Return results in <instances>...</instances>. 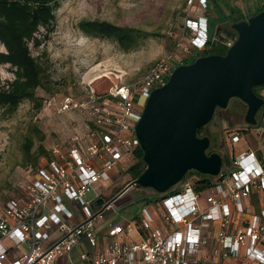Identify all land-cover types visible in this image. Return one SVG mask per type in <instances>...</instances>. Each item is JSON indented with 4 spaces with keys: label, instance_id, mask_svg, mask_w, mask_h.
Wrapping results in <instances>:
<instances>
[{
    "label": "built area",
    "instance_id": "1",
    "mask_svg": "<svg viewBox=\"0 0 264 264\" xmlns=\"http://www.w3.org/2000/svg\"><path fill=\"white\" fill-rule=\"evenodd\" d=\"M194 2L188 0L189 8ZM199 2L207 6V0ZM186 24L194 48L204 49L207 18L196 20L186 14ZM235 37L229 35L221 42L228 49ZM175 51L159 58L137 84L116 85L104 95L92 93L79 100L70 95L43 98V109L85 111L86 132L52 144L48 155L40 158L24 197L5 203L0 213V264H137L138 260L148 264H201L210 255L213 260L245 257L264 264V207L258 215L247 218L242 205L253 192L264 194V145L256 150L237 146L229 161L223 160L213 184L204 190L205 209L199 204L203 191H196L193 182L184 178L177 191L160 197L162 209L157 216L144 208L139 220L110 223L106 235L93 228L94 218L114 208V203L106 207L96 203L99 198L104 203L112 199L106 195L116 182L110 172L119 167L125 153L135 154L140 147L135 127L147 98L183 64L175 63ZM242 138V130L230 136L233 145L240 144ZM88 194H93L91 199H87ZM69 203L81 207L84 220L76 217V222H71L75 216ZM156 220L165 228L156 226ZM205 222L218 224L214 234L205 230ZM138 229L143 231L139 241L133 239ZM58 230L62 235L54 238ZM21 244L27 246L26 253L10 260L9 252ZM208 247L212 249L210 255ZM77 248L78 260L74 261L72 254Z\"/></svg>",
    "mask_w": 264,
    "mask_h": 264
},
{
    "label": "rangeland",
    "instance_id": "2",
    "mask_svg": "<svg viewBox=\"0 0 264 264\" xmlns=\"http://www.w3.org/2000/svg\"><path fill=\"white\" fill-rule=\"evenodd\" d=\"M195 6L196 3L193 8H189L188 0H60L55 12L53 31L46 34L45 30L41 29L36 34V38L41 39L40 46H35L32 41L29 43L31 54L48 67L51 75L49 84L51 91L39 88L36 94L42 98L49 95L58 98L70 95L79 100L92 93L104 95L116 85H134L175 44H177L175 63L191 58L196 54V49L191 32L188 33L185 27L186 14L187 18L188 16L191 18ZM200 7L204 8L202 5ZM84 19H99L117 25L132 26L147 32L149 37L138 47L125 51L111 40L89 37L80 32L77 25ZM209 19L207 26L211 25V39L219 40L214 33L217 27H221L222 20L218 23L216 16ZM223 26L225 29L229 28L230 23L226 22ZM0 50H4L1 44ZM191 62L193 61L190 60L189 63ZM0 76L3 84L13 80L11 67L2 65ZM261 94L264 96V88ZM237 102L241 101L232 98L225 109L217 108L206 126L210 132L212 149L221 154L224 162L229 161L237 146L247 145L256 150L258 147L263 148L264 145V119H259L261 112L256 115L258 124L255 128L247 130L248 124L244 120L238 122L233 119L234 115L241 114L240 111L245 116L244 103L239 105L240 111L233 107V103ZM31 124H36L44 133L45 137L41 144L48 150L56 142L63 143L73 136H83L86 132L87 115L82 110L57 113L53 108H42L35 112L32 102L28 100L23 101L12 115H8L0 108V213L3 212L7 201L23 198L25 187L35 178L37 165L31 164L32 161L24 154L23 147ZM236 130H245L244 138L240 144L233 145L230 136ZM37 146L36 141L31 152H34ZM135 160L134 153H125L119 167L110 172L116 182L113 190L106 192L108 198L115 197L130 183L129 174L125 173V170ZM186 178L194 182L198 179V173L192 170L186 174ZM147 193L155 194L152 189L130 187L114 203L112 211L92 220L95 232L106 235L110 223L125 222L129 220V216H140L143 208H149L140 200ZM92 195L88 194L87 199H91ZM205 195L206 192L203 191L201 201ZM68 207L75 216L72 223L76 222V217L79 220L85 219V213L81 211L80 206L69 203ZM61 235L62 231L58 230L53 237ZM82 250H86L84 245ZM26 251V245H16L8 257L13 260ZM77 254L78 248L72 254L74 261L78 260ZM137 264L148 263L139 260Z\"/></svg>",
    "mask_w": 264,
    "mask_h": 264
},
{
    "label": "water",
    "instance_id": "3",
    "mask_svg": "<svg viewBox=\"0 0 264 264\" xmlns=\"http://www.w3.org/2000/svg\"><path fill=\"white\" fill-rule=\"evenodd\" d=\"M230 27L236 37L225 54L199 56L178 65L165 85L151 91L135 127L145 170L107 203L99 198L98 205L114 203L133 186L166 193L192 170L217 176L222 156L207 154L210 137L198 136L197 130L207 126L215 110L225 109L230 99L246 105V124L257 123L264 105L254 92V87L264 85V9Z\"/></svg>",
    "mask_w": 264,
    "mask_h": 264
},
{
    "label": "trees",
    "instance_id": "4",
    "mask_svg": "<svg viewBox=\"0 0 264 264\" xmlns=\"http://www.w3.org/2000/svg\"><path fill=\"white\" fill-rule=\"evenodd\" d=\"M59 1L60 0H0V44L4 47V50H0V67L2 65H9L14 75L13 80L7 81L5 84L2 83L0 76V108L4 109L5 113L8 115L14 114L20 104L25 100L32 102L35 112L40 111L43 104V98L39 97L36 94V91L39 88L51 91L49 85L51 75L48 72V67L31 54L29 43L32 41L35 46H40L41 39L36 38V34L41 29H44L46 34L53 31L55 12L59 6ZM263 9L264 6L258 12ZM247 18L249 17L238 16L237 18H232L229 21L230 26L234 22L246 20ZM210 26L208 29V42L206 47L201 50L195 48L196 54L191 58H185L183 64L189 63L190 60L194 61L199 56L210 54L223 55L226 53L227 48L221 42L224 37H222L219 32V34H217L219 40L211 39L212 33ZM230 26L224 31L230 33L231 36H235V33L233 34L234 31ZM77 27L78 30L86 36L111 40L125 51L138 47L143 40L149 37L147 32L142 31L139 28L117 25L99 19L81 20ZM190 35L192 37V34ZM214 35H216V33H214ZM178 39L176 41H178ZM176 46L177 44H175L170 51L177 49ZM263 88L264 85L254 87V92L261 98L264 97L263 94H261ZM241 103L243 102L233 103V107L240 111L239 105ZM259 111L261 112L259 119L262 120L264 119V105ZM240 113V115L233 116L234 121L243 122L244 115L242 111H240ZM257 124L258 120L254 126L248 125L246 129L251 130L255 128ZM244 131L245 130L242 132ZM197 135H208L210 137V132H208L206 126H204L197 130ZM44 137V133L41 132L38 126L36 124H31L30 130L25 136L23 147L24 154L32 161L31 164L33 166L37 165V161L41 156L48 155V151L41 144ZM36 141L38 142L37 149L34 152H31ZM212 148L213 145L206 151L207 154L214 152ZM135 157L136 160L125 170V173L129 174V182L137 179L145 170L143 152L140 147L135 150ZM214 179V176L198 173V179L193 182L194 188L196 191L202 192L211 187ZM181 182L176 184L166 193H155L158 197H162L168 193L177 191ZM136 218L137 217H135V219Z\"/></svg>",
    "mask_w": 264,
    "mask_h": 264
},
{
    "label": "crops",
    "instance_id": "5",
    "mask_svg": "<svg viewBox=\"0 0 264 264\" xmlns=\"http://www.w3.org/2000/svg\"><path fill=\"white\" fill-rule=\"evenodd\" d=\"M194 12L192 13V18L198 19L199 17H206L207 22H210L209 18H213L216 16L218 19L217 22L222 20L221 27H217L216 35L218 32H220L222 37L229 36L228 33H226L225 27L223 26L226 22L229 23V21L232 18H237L238 16H245L250 17L254 14H256L260 9L264 6V0H207V6L205 8L200 7L199 0H195L193 6L195 5ZM192 6V8H193ZM211 16V17H210ZM209 27V25H208ZM215 35V36H216ZM121 197V195H120ZM119 197V198H120ZM202 197V193L200 195V198ZM117 198V200L119 199ZM199 198V204L202 209H205L208 207V203L206 202V195L201 201ZM117 200L114 202L116 203ZM141 201H144L146 205H148V212L153 215L157 216V212L162 209V206L160 204V197H156L154 195L144 194ZM242 205L246 209V217L252 218L259 214L262 207H264V194L260 192H253L248 199L242 200ZM114 209V208H113ZM144 209V208H143ZM112 211V210H111ZM141 216V215H140ZM140 216H129V220H139ZM135 217H137L135 219ZM127 221V220H125ZM124 222V221H123ZM122 223V222H120ZM113 224H119V223H113ZM155 225L161 228H165L164 223L161 220H156ZM205 230L210 231L212 234L215 233V231L218 228V224L212 223V222H205L204 223ZM102 235L101 233H99ZM143 238V231L141 229H138L134 236V240H141ZM105 241V240H104ZM106 243V242H105ZM211 248L208 247L206 252L210 255L211 254ZM76 251V250H75ZM74 251V252H75ZM73 252V253H74ZM202 253H204V249L202 248L200 256H202ZM139 261V260H138ZM137 261V263H138ZM201 264H260L258 262H252L247 260L245 257H229L227 259H216L213 260L211 258V255L209 256V260L202 262Z\"/></svg>",
    "mask_w": 264,
    "mask_h": 264
},
{
    "label": "bare ground",
    "instance_id": "6",
    "mask_svg": "<svg viewBox=\"0 0 264 264\" xmlns=\"http://www.w3.org/2000/svg\"><path fill=\"white\" fill-rule=\"evenodd\" d=\"M101 76V75H100ZM104 76H106V75H104ZM109 78V77H108ZM96 79H97V77H96ZM110 79V78H109ZM111 80V79H110ZM91 83V82H90ZM112 83V82H111ZM93 87V86H92Z\"/></svg>",
    "mask_w": 264,
    "mask_h": 264
},
{
    "label": "flooded vegetation",
    "instance_id": "7",
    "mask_svg": "<svg viewBox=\"0 0 264 264\" xmlns=\"http://www.w3.org/2000/svg\"><path fill=\"white\" fill-rule=\"evenodd\" d=\"M235 32H233V34H234ZM217 110V109H216ZM216 110H215V112H216Z\"/></svg>",
    "mask_w": 264,
    "mask_h": 264
}]
</instances>
